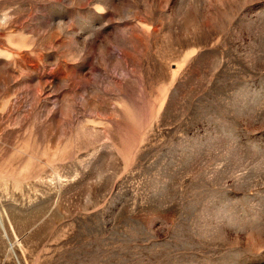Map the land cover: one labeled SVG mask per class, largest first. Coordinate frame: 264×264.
<instances>
[{"label": "rangeland", "instance_id": "1", "mask_svg": "<svg viewBox=\"0 0 264 264\" xmlns=\"http://www.w3.org/2000/svg\"><path fill=\"white\" fill-rule=\"evenodd\" d=\"M0 264H264V0H0Z\"/></svg>", "mask_w": 264, "mask_h": 264}]
</instances>
